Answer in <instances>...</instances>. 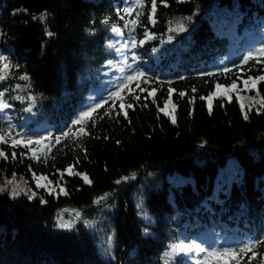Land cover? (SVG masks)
<instances>
[{
  "label": "trees",
  "instance_id": "obj_1",
  "mask_svg": "<svg viewBox=\"0 0 264 264\" xmlns=\"http://www.w3.org/2000/svg\"><path fill=\"white\" fill-rule=\"evenodd\" d=\"M166 2L167 7L158 0L153 25L146 0L132 31L127 22L135 13L127 16L124 9L133 0H0V54L18 65L0 82L12 105L0 112V128L11 126L13 135L19 131L33 137L75 131L74 122L84 111L136 71L145 72L150 81L141 88L157 89L149 96L133 85L141 100L124 93L126 102L135 105L127 120L115 110L106 116L109 102L94 121L86 122L90 135L63 139L52 147L47 163L43 157L39 163L29 159L31 152L23 146L0 145L8 156L0 158V187L13 174L30 185L26 178L35 172L68 192L40 189L32 199L0 192V264H197L204 254L178 253L173 259L170 245L240 247L264 238V110L253 106L249 111V98L257 90L264 96V82L252 91L243 84L249 76L264 74V65L250 61L237 67L248 51L264 46V0ZM181 23L186 31L176 30ZM116 31L122 34L123 49L114 46ZM146 32L156 38L148 40ZM226 67L232 72L224 74ZM209 72L213 75H205ZM23 74L30 80L20 81ZM237 77L245 109L234 95L214 98L209 114L199 97ZM169 87L175 89V109L168 108L175 124L157 107H163ZM16 95L26 99L17 101ZM29 96H35L34 103ZM69 165L92 183L68 174L61 180L58 170ZM231 166L237 171L233 175L225 173ZM175 176L190 180L173 186L169 178ZM98 208L109 221L104 233L81 223L70 229L58 226L62 212H79L87 219ZM103 239L112 243L107 252ZM255 251L252 264L264 255V244ZM247 261L245 256L241 264Z\"/></svg>",
  "mask_w": 264,
  "mask_h": 264
},
{
  "label": "snow or ice",
  "instance_id": "obj_2",
  "mask_svg": "<svg viewBox=\"0 0 264 264\" xmlns=\"http://www.w3.org/2000/svg\"><path fill=\"white\" fill-rule=\"evenodd\" d=\"M157 3L158 0H150V14L148 15V22L155 25L156 23V12H157ZM160 3H162L165 7H167L166 0H160ZM146 8V0H133V6L127 7L124 9V12L127 16H132L133 13H135V19L128 20V24L132 25V31H135L137 22L140 19L142 11ZM124 16H121L120 19H124ZM189 20H191V17H188ZM127 27V24L125 25ZM172 30L171 28L169 29ZM177 31H186L185 26L181 23L178 25ZM115 31V30H114ZM146 38L148 40L155 39L156 37L151 32L145 33ZM169 40L172 39L171 36L168 37ZM145 43V40H140L139 44L143 45ZM137 46V41L135 38L131 41V47L135 48ZM135 58V57H133ZM252 61L256 65H264V46H260L258 48H255L254 50H250L247 52L246 55L242 57V60L240 64L237 65V67H241L242 65H248L249 62ZM111 63V62H109ZM125 64H127V61H124ZM13 67H18V65H13L10 61V58L8 55L0 54V82H3L9 75L11 69ZM249 71H251V68H249ZM232 72V68H224L223 73L227 74ZM205 75L211 76L213 73H205ZM237 79L232 80V82L228 85H222L220 83L215 84V89L211 91L206 96H200L199 99L202 101L207 102L208 112L211 114L212 111V103L214 98H225V99H231L230 95H227L229 93H232L235 91L238 87ZM20 81H29L30 77L27 74H23L19 76ZM260 82H264V74L258 75V76H249L247 79L243 80L244 88L252 91L256 89V85ZM141 83H150L149 79L147 78V74L143 71H136L134 74L127 75L124 77V82L119 84L117 89L115 91H112L111 94L106 98L102 99L99 103L94 104L88 110L84 111L78 119L75 120L74 124L78 126L76 130L74 131L72 128H68L67 131H64L61 135H53L51 133L47 135H40L33 137L31 135H26L25 133L17 131L15 135H13V129L11 126L6 128H0V145L4 144H11V147L13 149H16L20 146H23L25 149H27L29 152H31V155L28 157L31 160H34L36 162H41V158L43 157V162L47 163V157L48 154L51 152L52 147L55 145H59L63 139H68L70 137L79 138L81 136L90 135L89 132L86 130V122L88 121H94L95 114L98 113V111L101 108H104L105 105L109 104V102H112V107L108 111L105 112L106 116H111L112 111L115 110V115L117 117L123 116L124 119H128V110L132 109L135 110V105L131 102H126V98L124 93L127 91L129 95H132L133 100L136 102H139L141 100V96L138 94H134L133 85H135L136 89H140V92H148L149 96H153L154 93L157 91L156 88H152L151 91H149L147 88H141ZM169 84L171 82L169 81ZM16 89H20L21 85L17 84ZM223 89L224 96L221 97V90ZM175 91V89L169 87L167 98L164 100L163 107H158V111L163 113L166 116H170L171 122L173 124L176 123V119L174 115H171L168 112L169 105H172L173 109H175V105L172 104V94ZM193 92L196 91L195 88L192 89ZM243 91V89H241ZM179 95L181 97H184L186 94L184 92H180ZM6 90L0 91V112H4L5 110L12 107V105L6 100ZM13 99L17 101H23L26 98L21 95H16L13 97ZM27 99L31 100L33 103L35 102V96H29ZM145 100L148 99V97H144ZM240 100V108L243 110L245 108L244 104V98L238 97ZM250 107L249 111L251 110V107L257 106L256 110L257 112L264 110V96L260 95V92L256 91L255 97H250ZM195 98H193L190 103H194ZM118 102V108L117 103ZM153 103H156L155 99H153ZM142 107H147V104L141 105ZM26 111L31 112L32 108L29 107L26 109ZM191 115V112H190ZM244 119H248L247 112L244 113ZM119 143V142H118ZM86 152V149H85ZM25 155V153H21V156ZM0 158L7 160L8 156L5 153L4 150L0 149ZM16 158V152H12V159ZM79 163V161H77ZM74 165H69L66 169L58 170L61 180H63L64 175H75L79 176L85 184H91L92 181L89 179L88 175L86 173H82L79 171H74ZM31 171V168H30ZM135 174H133L134 178ZM33 180L35 181L36 188H44L49 192V194H56V195H68V192L65 190L64 187H60L59 191L56 192L55 187L53 186V182L51 180H48V177L41 173L37 174L35 172H32ZM124 180H127L128 177H124ZM16 180L15 174H13L12 178L10 180H7L6 183L9 185H13L11 188V196L15 198L16 196L20 194L28 195L30 199L35 197V193H29L25 189H22L19 187V185H16L14 182ZM41 181H47V183H41ZM117 184L121 183V180L116 181ZM6 189L3 187H0V192L5 191ZM105 199L104 196L100 197L98 200L95 201V203L99 204L101 200ZM43 202V201H42ZM79 213L76 214L77 219H79ZM85 224L88 225L89 222L85 221ZM58 226L60 228H71L73 226L72 221L64 222L62 218H59ZM261 244H264V238L256 239V240H249L242 244L240 247H212V248H206L202 243L199 242H191V243H174L170 245V255L171 258L175 259L178 253H192L195 252L197 254H204L203 258L197 261V264H218L220 261L229 262L231 261L232 264H241V261L245 256H248L247 264H252L253 261L257 259L258 253L255 251L257 247ZM251 253L249 256L248 254ZM258 264H264V255L261 256V259L259 260Z\"/></svg>",
  "mask_w": 264,
  "mask_h": 264
},
{
  "label": "rangeland",
  "instance_id": "obj_3",
  "mask_svg": "<svg viewBox=\"0 0 264 264\" xmlns=\"http://www.w3.org/2000/svg\"><path fill=\"white\" fill-rule=\"evenodd\" d=\"M121 36H122V34L120 31H116L114 33V39H115L114 46L117 45L118 48L120 46L121 49H123ZM250 41H252V40H250ZM249 42H248V44H249ZM176 57L179 58V53H177ZM124 60H125V58H121V61H124ZM112 71H113L112 69H109V74ZM133 73H134V70H133ZM123 82H124V80H123ZM105 83H107V80H105ZM112 88H113V85L111 86V90H113ZM228 95H230L231 98L234 97V95H237V97H243L244 98L245 93H242V92H240V90L236 89L235 91H233L232 93H229ZM244 104L246 106L245 100H244ZM235 170H236V168L234 166H231V167H229L228 170H226L225 173H229L230 175H233L237 172ZM26 179L29 181V183H31L30 185H26V183L20 179H16L14 183L16 185H19L20 188L25 189L29 193L34 192L36 195L40 189H44V188H36L35 181L33 180L32 176H30L29 178H26ZM169 180L173 186H179V185L185 184L190 179L183 178L180 176H175V177H170ZM41 183H47V181H41ZM53 186L55 187L56 192H58V190H57L58 187L55 184H53ZM12 187H13V185H9L7 183L5 184V186H3V188L6 189L5 191H8L9 193H11ZM77 213H79V212H62V213H60V218H62L64 222L72 221L73 226L81 223V225L83 227L91 228V230H94V231L97 230V231L102 232V233H104V229L108 228L107 225H108L109 221L106 219V217L103 213V208H98L97 211L93 212L92 216L90 218H87V219L83 218L81 213H79L80 214L79 219H77V217H76ZM85 221H88L89 224L86 225ZM111 245H112L111 240L106 241L105 239H103L102 248H103L104 252H107V247H111Z\"/></svg>",
  "mask_w": 264,
  "mask_h": 264
}]
</instances>
